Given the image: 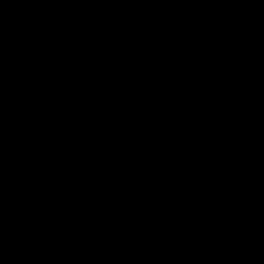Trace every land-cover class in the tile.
I'll list each match as a JSON object with an SVG mask.
<instances>
[{"label": "water", "instance_id": "water-1", "mask_svg": "<svg viewBox=\"0 0 264 264\" xmlns=\"http://www.w3.org/2000/svg\"><path fill=\"white\" fill-rule=\"evenodd\" d=\"M0 264H264V0H0Z\"/></svg>", "mask_w": 264, "mask_h": 264}]
</instances>
